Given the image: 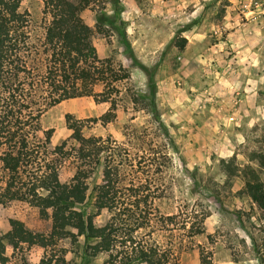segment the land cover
I'll list each match as a JSON object with an SVG mask.
<instances>
[{
	"label": "rangeland",
	"instance_id": "374dc122",
	"mask_svg": "<svg viewBox=\"0 0 264 264\" xmlns=\"http://www.w3.org/2000/svg\"><path fill=\"white\" fill-rule=\"evenodd\" d=\"M43 7L42 0H22L34 33L44 29ZM252 14L264 22V0H118L116 6L112 0H91L81 12L87 24L98 27L92 38L98 56L130 74L117 83L116 118L104 125L90 121L84 132L115 140L133 153L149 145L151 159L139 164L137 158L135 170L150 181L154 207L163 214L192 212L202 220L204 233L193 237L189 225L152 235L149 228L140 231L173 244L178 264H201L203 250L212 252L214 264H264V209L245 193L252 171L264 182V167L258 166L264 159V113L254 106L244 114L240 103L246 93L257 92V105H264V66L229 65L238 56L231 34L250 23ZM256 59L264 63V49ZM220 82L226 85L217 91ZM94 90L101 92L103 85ZM110 108L94 96L78 97L48 109L40 122L53 130L55 146L70 136L68 114L84 120ZM4 178L0 163V192ZM111 216L103 211L98 221ZM11 219L33 231L47 228L36 209L21 201L0 203L1 233L10 229ZM65 246L71 250L67 264H103L106 258L86 256L82 244ZM10 254V264H36L42 255L26 247Z\"/></svg>",
	"mask_w": 264,
	"mask_h": 264
},
{
	"label": "trees",
	"instance_id": "16d2710c",
	"mask_svg": "<svg viewBox=\"0 0 264 264\" xmlns=\"http://www.w3.org/2000/svg\"><path fill=\"white\" fill-rule=\"evenodd\" d=\"M42 1L45 26L38 34L31 14L21 10L22 0H0V163L5 174L0 203H27L47 227L33 231L11 219L10 229L0 232V264H10V252L25 247L41 251L36 264H67L71 250L66 242L82 244L89 257L105 254L103 264H178L173 244L165 246L140 231L149 228L152 235L189 225L193 237L204 233L202 220H195L198 214L192 212L163 214L154 207L150 181L141 180L135 170L141 160L151 159L149 145L133 153L115 140L84 132L90 121L104 125L116 118L117 83L128 79L129 72L98 56L92 42L98 27L81 16L91 0ZM117 2L112 0L114 6ZM98 84L103 85L101 92L94 90ZM84 96L109 102L111 108L84 120L68 114L70 136L54 146L53 130L42 127L41 116L63 101ZM151 104L155 107L154 100ZM258 166L264 167L263 158ZM245 193L264 209V182L254 171ZM103 211L112 216L100 223ZM201 264H214L212 252H201Z\"/></svg>",
	"mask_w": 264,
	"mask_h": 264
},
{
	"label": "crops",
	"instance_id": "0c3cea01",
	"mask_svg": "<svg viewBox=\"0 0 264 264\" xmlns=\"http://www.w3.org/2000/svg\"><path fill=\"white\" fill-rule=\"evenodd\" d=\"M252 15L254 16H252L250 23H248L244 28H240L235 33H232L233 35L231 34V39L234 42L233 45H235L236 48L238 49V56H236L234 60L230 62L229 65L234 63V66L237 65L240 68H246L250 66L252 67L254 65L264 66L263 62L259 64L261 60L256 59L258 57L259 51L261 49H264V22H262V20L261 21L255 20L257 19L256 17H258L259 14H252ZM260 18L264 19V16ZM241 50H245L246 53H242ZM250 60L253 61L252 65L247 64L250 63ZM241 71L243 70H239L238 73H240ZM219 84H220L218 85L219 88L216 89L217 91L221 89V86L226 85L225 82H220ZM256 95L257 92H254L252 94L246 93L245 96H243L242 99L240 100L241 102L238 101L242 105L241 112L247 114V112H249L251 108L255 106V108L259 109L260 113H264V109H262L264 105H257L258 99ZM252 98H253V102H252Z\"/></svg>",
	"mask_w": 264,
	"mask_h": 264
}]
</instances>
